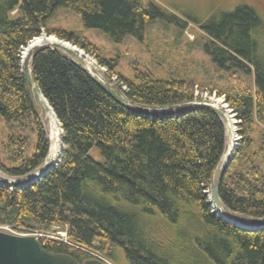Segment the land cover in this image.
<instances>
[{"label": "trees", "instance_id": "1", "mask_svg": "<svg viewBox=\"0 0 264 264\" xmlns=\"http://www.w3.org/2000/svg\"><path fill=\"white\" fill-rule=\"evenodd\" d=\"M58 7L72 8L84 27L102 30L115 43L126 36L141 40L154 18L180 28L191 21L202 31V52L229 77L224 85L199 84L185 72L126 77L88 38L49 25ZM43 32L92 54L106 71L103 80L128 105L71 56L36 49L31 76L63 146L38 179L21 185L0 180V226L27 234L62 231L65 239H39L48 251L79 263L264 264V228H243L221 217L219 208L220 215L213 211L210 190L227 144L224 120L204 105L185 108L208 101L201 94L214 89L227 104L238 140L217 182L221 207L264 218V20L257 8L240 4L201 21L142 0H0V174L13 179L33 173L49 151L41 108L21 64L26 46ZM157 107L179 110L150 112Z\"/></svg>", "mask_w": 264, "mask_h": 264}, {"label": "rangeland", "instance_id": "2", "mask_svg": "<svg viewBox=\"0 0 264 264\" xmlns=\"http://www.w3.org/2000/svg\"><path fill=\"white\" fill-rule=\"evenodd\" d=\"M151 2L175 15L192 17L201 21L216 19L221 13L231 11L237 5L249 4L257 8L264 20V0H142L144 6H147L148 3ZM48 23L54 28L74 29L77 33L88 38L101 50L104 56L115 61V70L118 73L129 78H132L137 72H144L158 77H163L167 74L179 75L185 72L191 74L195 80L199 81V84L212 79L215 85H224V78L226 77L227 80V77H229L226 71L217 70L211 63L209 57L202 52V31L191 21H188L184 28H180L172 23L154 18L146 21L144 37L141 40L132 36H126L118 43L113 42L100 29L84 27L79 20V15L72 8H56L53 14L49 16ZM39 37L44 40L41 44H46L55 38L59 40L55 35L46 37L44 32ZM68 43L72 44L70 42ZM73 46L86 59V69L91 76L108 84L103 80L106 71L98 64L96 58L92 54L86 53L77 45L73 44ZM111 83L114 82L111 81ZM201 95L208 99L206 102L223 107L226 111V105L221 103L223 99L216 95L215 89L212 90L211 93L206 91ZM36 102L41 108L42 119L47 128L51 146L52 136L48 111L43 108L38 100H36ZM49 111L53 115L52 111ZM53 119L58 129V149L54 156V159H56L63 145L61 142V129L54 115ZM224 122L226 126V119ZM230 125L232 124L230 123ZM227 134V139L229 140V130ZM50 146L48 151L49 154ZM93 152H95L94 156L96 157L97 152ZM47 159L48 157L46 160ZM223 159L224 158L221 159L215 172L214 181L219 173V168ZM0 229L14 232L7 226H0ZM54 229L55 228L41 230L34 233V235L36 234L38 237H65V233L62 231H55Z\"/></svg>", "mask_w": 264, "mask_h": 264}, {"label": "water", "instance_id": "3", "mask_svg": "<svg viewBox=\"0 0 264 264\" xmlns=\"http://www.w3.org/2000/svg\"><path fill=\"white\" fill-rule=\"evenodd\" d=\"M45 36L48 37L46 34ZM30 46L31 45L29 43L25 48L27 50V53L24 58L22 57V61H21L22 70L24 72L27 82L30 84V88L34 98L41 103V105L46 111H49L51 110V108L49 107L47 101L39 92L37 86L33 82L29 67L30 59L33 53L36 51V49L43 46L57 48L60 51L71 56L76 62H78L84 68L87 67V61L82 56V54L76 48H74L73 44H69L67 41L64 40H60V39L58 40L55 38L54 41H49L46 44L34 45L32 47ZM94 80L104 91L110 94L118 102H120L123 105H128V102L125 99V97L120 95L115 89H113L103 81L99 80L98 78H94ZM40 96L42 97V99H40ZM197 105H204L213 109L224 121L226 119V128L227 130H230L227 116L219 106L210 102H195L190 105H187L185 108H192ZM178 110H179L178 108L157 107L151 109L150 112L173 113ZM232 154L233 152L228 157L226 156V159L222 160V163L219 168V173L217 174V177L214 183L212 184L210 190V196L212 198V206L214 207L213 211H215L217 214H219V211L217 210L218 207H221V203L217 194V182L220 180L222 176V172L225 170L229 161L231 160ZM47 157L48 159L38 169H36L33 173L29 174L24 179H13L0 174V180L6 184L21 185L31 182L35 179H38L39 177L43 176L45 172L50 168L51 164L57 160V158L54 159V157H51L49 153ZM222 209L224 213H227L231 217L226 219L237 226L248 229L264 228V218L257 220L247 219L242 216L236 215L234 213H230L226 211L224 208ZM220 216L225 218L222 215ZM0 264H111V263L97 258L86 259L82 263H79L76 259H74L70 255L48 251L47 249L44 248L39 237L34 234H18L0 229Z\"/></svg>", "mask_w": 264, "mask_h": 264}, {"label": "bare ground", "instance_id": "4", "mask_svg": "<svg viewBox=\"0 0 264 264\" xmlns=\"http://www.w3.org/2000/svg\"><path fill=\"white\" fill-rule=\"evenodd\" d=\"M40 38H37L34 41H32L30 43V45H31L30 47H32L34 45L41 44L44 40L42 38L41 39ZM51 41H54V39ZM26 53H27V50L25 49L23 52V55H22L23 58L25 57ZM40 99H42L41 96H40ZM48 115H49V122H50V127H51V136H52L51 137V146H50V156L54 157L55 153L57 152V149H58V129L55 126L53 115L51 114L50 111H48ZM232 134L233 133H231V131H230V137H229V140L227 141L224 159H226V156L228 157L233 152ZM222 210L223 209L221 207H219V211L222 213L223 216H225L226 218H231L227 213H224ZM235 222H237V221H235ZM237 223H239V222H237Z\"/></svg>", "mask_w": 264, "mask_h": 264}, {"label": "built area", "instance_id": "5", "mask_svg": "<svg viewBox=\"0 0 264 264\" xmlns=\"http://www.w3.org/2000/svg\"><path fill=\"white\" fill-rule=\"evenodd\" d=\"M226 115L228 118L229 123H231L232 125H230L231 127V132L234 134L235 138H232L233 141L238 140V136H237V129H236V120L233 116V114L231 113V110L228 108L227 104H226ZM233 136V135H232ZM233 136V137H234ZM64 233V232H63Z\"/></svg>", "mask_w": 264, "mask_h": 264}]
</instances>
